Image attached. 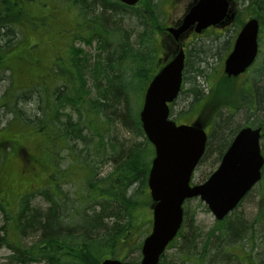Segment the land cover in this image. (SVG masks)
I'll use <instances>...</instances> for the list:
<instances>
[{"label":"trees","instance_id":"obj_1","mask_svg":"<svg viewBox=\"0 0 264 264\" xmlns=\"http://www.w3.org/2000/svg\"><path fill=\"white\" fill-rule=\"evenodd\" d=\"M23 1L0 0V89L8 83L0 95V114L11 117L6 128L0 127V213L5 221L0 248L12 250L8 264L40 260L46 264H102L108 258L137 263L143 238L151 230L153 202L148 178L155 157L140 112L149 84L171 56L160 38L167 35L160 22L164 0H141L135 6L119 0H65L67 4L55 0L75 11L76 28L71 37L84 44L96 42L100 53L90 63L82 49L69 48L64 39L47 70L9 57L25 38L22 10H17ZM233 1L238 6L234 23L241 28L248 19L257 18L261 43L264 0ZM31 47L36 51L39 46ZM260 55L261 44L258 59ZM204 71L192 65V52L187 51L180 95L191 96L192 110L199 113L210 104L219 106L200 165L211 155L220 163L242 127H262L264 139V87L256 88L260 74L244 81L248 87L243 90L236 85L237 78L223 71L222 79L205 93L194 77ZM233 91L242 96V109L248 113L249 122L243 126L232 122L239 107L223 105L227 93ZM199 119L204 124L202 114ZM118 128L135 140L118 136ZM27 140L33 150L30 153L22 146ZM20 152L26 158L22 172L29 173L27 180L31 181L37 169L44 175L43 181L31 183L39 184L33 190L9 188L16 177L10 176L8 162ZM104 164L111 166L107 173L101 171ZM39 197L48 203L47 208L34 204ZM262 200L252 217L236 209L224 220H216L206 233L196 226L195 211L187 207L190 200L186 201L182 229L167 249L178 244L177 253L166 251L159 264H226L222 257L234 264H264V197Z\"/></svg>","mask_w":264,"mask_h":264},{"label":"water","instance_id":"obj_2","mask_svg":"<svg viewBox=\"0 0 264 264\" xmlns=\"http://www.w3.org/2000/svg\"><path fill=\"white\" fill-rule=\"evenodd\" d=\"M135 6L141 0H119ZM237 16L233 0H194L179 24L168 28L176 42L193 32L210 27L225 28ZM260 22L249 19L240 29L224 62L228 77H239L255 63L259 54ZM174 58L163 66L149 84L140 119L146 137L155 149L148 186L153 201L152 228L142 245V259L136 264H159L184 221V203L200 198L215 219L224 220L262 179L264 155L262 129L244 127L234 137L218 168L201 184H193L196 168L208 143V133L200 121L178 125L171 119L170 104L182 90L186 53L177 44ZM102 264H135L108 258Z\"/></svg>","mask_w":264,"mask_h":264},{"label":"rangeland","instance_id":"obj_3","mask_svg":"<svg viewBox=\"0 0 264 264\" xmlns=\"http://www.w3.org/2000/svg\"><path fill=\"white\" fill-rule=\"evenodd\" d=\"M193 1L194 0H164L163 4L161 5L160 11V22L162 27L166 28L172 26L175 22L181 20L184 17L186 9ZM60 2L62 4H67L65 0H57V3ZM19 8L22 10V14L20 15V17L23 21L25 38L21 44L11 50L9 56L10 58L17 57L19 59L29 61L28 63L32 64V67L42 66L46 68L45 70H47V67L51 65V62L53 60L52 57L54 56V54L60 52L59 50L62 45L61 43H64V39H66L65 43L69 48L74 45L77 49H82L84 54L90 59V63L94 62L95 56L100 53L98 44L96 42L92 43L91 45L84 44L83 41L75 40L74 37H71L73 30L76 28L75 11L67 9L66 6L56 4L55 0H24L23 5H21L20 7L18 6L17 10ZM79 13L80 11L77 8L78 16ZM239 30V26L233 23L224 30H219L213 27L203 32L201 35L193 36V38L189 37L191 39H189L188 41H183L186 53L189 50H191L192 52V65L194 67H202V69L205 70L203 75L198 76L192 74L196 78V82L199 84V87L201 89H204L205 93H209L211 89L216 85V83L222 79L221 73L224 71L225 59L229 54L230 48L233 47L236 35L238 34ZM261 37V55L253 70L236 79L235 83L236 85H238L239 89H247L248 85L244 83V81L250 79L252 75L258 77L260 74V80L264 85V34H262ZM160 38L163 39L166 45L165 51L174 50L175 53L177 42H174L173 39L168 35L162 34L160 35ZM36 43L39 46L37 50H31V46ZM38 55L41 56V59L38 58ZM15 61L18 62L17 60ZM7 86L8 83L3 84V89H0V95L3 93ZM189 87L190 83L188 82L185 85V89L187 90ZM89 88L91 89L90 86ZM236 91V93L239 92V90ZM249 91L250 89H248V92ZM233 93L234 91L232 93H227L226 100L224 102L225 104L223 105L226 107H231L233 104L236 108L239 107L240 111L239 113H237V118L232 122H234L235 125L239 123L238 126H243L247 124V122H249L247 120L248 113L246 112V109H242V106L244 105L241 100L242 96L240 97L236 94L233 95ZM191 101V96L186 93H182L177 99L176 104L173 108L172 117L174 119H177V122L179 124H182L200 120L199 117L202 114L204 117L203 125L206 128L207 133H211L213 127L212 120L214 118L216 109H218L219 106L210 104L209 106H205L203 108L202 113H199L196 110H192L193 107H191ZM219 105L221 106V103H219ZM232 109L233 108H231V110ZM65 111L69 114H72L76 118V113H74V111H72L70 108L65 109ZM9 118L11 117L2 116L0 114L1 128L4 129L9 125ZM118 132V136L122 135L124 140L126 141L135 140L132 135L123 133V131L119 128ZM30 143V140H27L23 142L22 145L26 149L24 150L25 152L27 151V153L33 151L30 147ZM262 144L264 147V139L262 140ZM10 150V153L13 152L12 149ZM25 159V155L22 156L21 152L19 155H16L14 153V159H12L11 163L10 161L8 162V165H11V173L9 172L10 176L12 177L13 174L16 177L14 180L15 182H13L9 187L11 191H17L18 189L33 190L39 185L35 183L30 186L33 181L41 182L45 179L41 171L37 169L36 175L34 176L33 174V177H31V181L27 180L28 178H30V175L27 176V174L29 173H27L26 171L22 172V170L26 167ZM215 161L216 157L214 155L212 157L211 155L207 161L199 165L194 174L195 184L204 182L211 175V173L216 170L219 163ZM23 174L26 175L23 176ZM262 183V185L257 186L242 203V205L238 209L239 213H245L249 217H252L256 213V209L258 207H261L263 201L262 199L264 197V181ZM34 204L42 206L44 208L47 207L46 203L40 197L34 201ZM188 206L195 211L196 226L199 228L201 233L208 232L214 226L216 219L208 209L207 205L200 199L196 198L190 200V202L187 204V207ZM150 216L152 220V212H150ZM4 224V218L0 213V228ZM178 248L179 245L177 244L176 247L168 250L167 254L175 255ZM9 253L10 250L7 248L0 249V263L6 261ZM137 256L138 254L136 253L134 257L137 258Z\"/></svg>","mask_w":264,"mask_h":264},{"label":"bare ground","instance_id":"obj_4","mask_svg":"<svg viewBox=\"0 0 264 264\" xmlns=\"http://www.w3.org/2000/svg\"><path fill=\"white\" fill-rule=\"evenodd\" d=\"M260 78L261 77H258L257 78V83H256V88H263L264 87V85L262 84V81L260 80ZM246 127H248V126H246ZM242 128H244V127H242ZM242 128H240L238 131H237V133L242 129ZM261 129H262V127H260ZM262 133H263V130H262ZM107 165H108V167H107ZM110 169H111V166H110V164H104L102 167H101V171H103L104 173H107L108 171H110ZM264 169V168H263ZM212 174V173H211ZM263 178H264V175H263V170H262V179L254 186V188L242 199V201L239 203V205L237 206V208L236 209H239V207L242 205V203L246 200V198L252 193V191L257 187V186H259V185H261V183L263 182ZM136 187V186H135ZM46 203V205L48 206V203L47 202H45ZM40 207H42V206H40ZM42 208H44V207H42ZM45 208H47V207H45ZM235 209V210H236ZM234 210V211H235ZM232 213V212H231ZM245 214V213H244ZM5 225V224H4ZM3 225V226H4ZM2 226V227H3ZM1 227V228H2ZM1 228H0V236L1 235H3V233H2V230H1ZM147 234H149V232L147 233ZM147 234L145 235V237L143 238V241H142V245H143V242H144V239L146 238V236H147ZM27 241V240H26ZM173 242V241H172ZM171 242V243H172ZM170 243V244H171ZM170 246V245H169ZM168 246V247H169ZM247 246L249 247V244H247ZM1 248H7V247H1ZM0 248V249H1ZM7 249H9V248H7ZM168 249V248H167ZM10 250V249H9ZM141 250H142V248H141ZM13 254V252H12V250H10V253H9V255L7 256V258H6V261L5 262H3V263H0V264H8L9 263V258H10V256ZM212 255V257L211 258H215L214 256V254H211ZM162 258V257H161ZM223 259H222V261H224V262H226V264H234L233 262H231V261H229L228 259H226L225 257H222ZM141 259H142V253H141ZM141 259L139 260V262L141 261ZM119 260H123V261H125V262H129V263H132L131 261H128V260H125V259H119ZM221 260V259H220ZM160 261H161V259H160ZM139 262H137V263H139ZM47 262L45 261V260H40V261H37V262H35V263H32V264H46ZM160 263V262H159ZM136 264V263H135Z\"/></svg>","mask_w":264,"mask_h":264},{"label":"flooded vegetation","instance_id":"obj_5","mask_svg":"<svg viewBox=\"0 0 264 264\" xmlns=\"http://www.w3.org/2000/svg\"><path fill=\"white\" fill-rule=\"evenodd\" d=\"M180 23V20L179 21H177V22H175L174 24H173V26H175L176 24H179ZM219 30H222V29H219ZM167 32V31H166ZM193 36H198V35H196V34H191V36L190 37H192L193 38ZM170 38H172L171 36H169ZM189 39H191V38H188L187 39V41L189 40ZM186 41V40H185ZM183 43V42H182ZM171 53H173V51L171 52ZM172 56H170V58H171Z\"/></svg>","mask_w":264,"mask_h":264}]
</instances>
